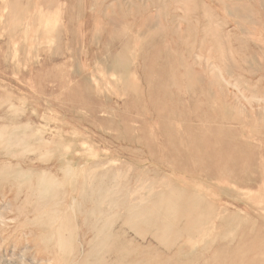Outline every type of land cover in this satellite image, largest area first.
<instances>
[{
    "label": "rangeland",
    "instance_id": "obj_1",
    "mask_svg": "<svg viewBox=\"0 0 264 264\" xmlns=\"http://www.w3.org/2000/svg\"><path fill=\"white\" fill-rule=\"evenodd\" d=\"M98 259L264 264V0H0V264Z\"/></svg>",
    "mask_w": 264,
    "mask_h": 264
},
{
    "label": "bare ground",
    "instance_id": "obj_2",
    "mask_svg": "<svg viewBox=\"0 0 264 264\" xmlns=\"http://www.w3.org/2000/svg\"><path fill=\"white\" fill-rule=\"evenodd\" d=\"M2 14H3V13H2ZM248 78H249V77H248ZM260 80H262V79L260 78ZM258 82H259V80H258ZM261 82H262V81H261ZM43 140H44V139H43ZM44 141H47V140H44ZM47 142H49V141H47ZM66 148H68V147H66ZM65 150H66V149H65ZM67 150H68V149H67ZM78 167H79V166H78ZM66 168H67V167H66ZM74 173H75V171H74ZM21 177H23V176H20V178H21ZM22 180H23V179H22ZM37 180H38V179H37ZM78 180H79V179H78ZM78 180H76V181H78ZM52 181H54V180H52ZM79 181H80V180H79ZM81 182H82V181H81ZM94 182H95V181H94ZM39 183H41V182H39ZM75 183H76V182H75ZM78 183H79V182H78ZM91 183H92V182H91ZM96 183H97V182H96ZM36 184H37V182H36ZM36 184H35V185H36ZM82 184H83V183H82ZM93 184H94V183H93ZM80 185H81V184H80ZM74 186H75V184H74ZM78 187H79V186H78ZM78 187H77V189H78ZM83 187H84V186H83ZM87 187H88V186H87ZM64 188H65V187H64ZM89 188H90V187H89ZM95 188H97V187L95 186ZM115 188H116V186H115ZM170 188H171V187H170ZM77 189H76V190H77ZM91 189H92V187H91ZM106 189H107V188H106ZM57 190H59V189H57ZM57 190L54 191L55 194L57 193V192H56ZM82 190H83V189H82ZM174 190H175V189H174ZM52 191H53V190H52ZM66 191H67V190H66ZM91 191H92V190H91ZM171 191H173V189H171ZM75 192H76V191H75ZM82 192H83V191H82ZM173 192H174V191H173ZM176 192H178V191H176ZM176 192H174V193H176ZM60 193H61V192H60ZM66 193H67V192H66ZM113 193H116V191L113 192ZM119 193H120V192H119ZM119 193H117V194L119 195ZM183 193H184V192H182V194H183ZM249 193H250V192H249ZM252 193H253V192H252ZM106 194H107V193H106ZM117 194H116V195H117ZM156 194H158V193H156ZM156 194H155V195H156ZM165 194H166V193H165ZM165 194L163 193V196L159 197V199H160V203H163V202H166V201H167V200L165 199L166 196L164 197ZM170 194H171V196H169V199L172 198V192H171ZM178 194H179V192H178ZM91 195H92V194H91ZM118 195H117V197H118ZM166 195H168V193H167ZM102 196H103V195H102ZM105 196H106V195H105ZM105 196H104V198H105ZM123 196H124V195H123ZM123 196H120V197H121V198H124ZM187 196H188V195H187ZM187 196H186V199L190 197V196H188V197H187ZM90 197H91V196H90ZM99 197H100V196H99ZM114 197H115V196H114ZM167 197H168V196H167ZM173 197H174V196H173ZM64 198H66V197H64ZM104 198H103V199H104ZM109 198H110V197H109ZM111 198H112V197H111ZM186 199H185V200H186ZM98 200H99V198H98ZM106 200H107V198H106ZM185 200H184V201H185ZM187 200H188V199H187ZM58 201H59V200H58ZM121 201H122V200H121ZM61 202H64V201H61ZM104 202H106V201L104 200ZM107 202H108V200H107ZM116 202H117V201H116ZM189 202L192 204L191 201H189ZM100 203H101V202H100ZM118 203H119V202H118ZM181 203H182V201H181ZM110 204H113V203H109L108 205H110ZM98 205H99V204H98ZM101 205H102V203H101ZM104 205H105V204H104ZM113 205H114V204H113ZM170 205H172V204H169V206H170ZM122 206H123V205H122ZM192 206H193V205H192ZM192 206H191V207H192ZM94 207H97V206L94 205ZM184 207H185V206H184ZM184 207H183V208H184ZM179 208H180V207H179ZM109 209L111 210V208H109ZM143 209H144V208L129 207L128 210H129V217H130V220L134 219L133 214L136 213V212H138V211H139V213H141L140 215H142V214L144 213V210H143ZM67 210H68V209H67ZM69 210H70V209H69ZM99 210H101V209H99ZM177 210H178V209H177ZM187 210H188V209H187ZM187 210H186V211H187ZM189 210H190V209H189ZM198 210H200V208H199ZM198 210H197V211H198ZM207 210L209 211V209H207ZM106 211H107V210H106ZM108 211H109V210H108ZM178 211H179V210H178ZM186 211H185V212H186ZM204 211H205V210H204ZM89 212H90V211H89ZM93 213H94V212L92 211V214H93ZM108 213H109V212H108ZM145 213H146V214H149V213H151V212H149L148 208H146V209H145ZM175 213H177V212H175ZM194 213H195V212H194ZM200 213H201V212H200ZM200 213H199V214H200ZM203 213H204V212H203ZM203 213H202V214H203ZM94 214H95V213H94ZM94 214H93V216H94ZM96 214H97V213H96ZM96 214H95V215H96ZM102 214H103V213H102ZM104 214H105V213H104ZM114 214H115V212H114ZM119 214H120V213H119ZM195 216H196V213H195L194 217H195ZM194 217H193V218H194ZM139 218H141V217H139ZM59 219H60V217H59ZM93 219H94V218H93ZM103 219H104V218H103ZM103 219H102V220H103ZM68 220L70 221V219H68ZM128 220H129V218H128ZM130 220H129V221H130ZM179 220H180V219H179ZM207 220H209V219H207ZM207 220H206V221H207ZM58 221H59V220H58ZM58 221H57V222H58ZM96 221H97V219H96ZM116 221H117V220H116ZM116 221H115V222H116ZM125 221H126V220H125ZM129 221H128V222H129ZM198 221H199V220H198ZM203 221H204V219H203ZM93 222H94V221H93ZM107 222L109 223V219L107 220ZM128 222H127V223H128ZM150 222H151V221H150ZM58 223H59V222H58ZM58 223H57V224H58ZM123 223H125V222H123ZM129 223H130V222H129ZM129 223H128V224H129ZM153 223H156V222H153ZM184 223H185V221H184ZM201 223H202V222H201ZM68 224H69V222H68ZM114 224H115V223H114ZM137 224H138V223H137ZM137 224H136V226H137ZM182 224H183V223H182ZM193 224H194V223H193ZM91 225H92V224H91ZM105 225H107V224H105ZM122 225H127V224L125 223V224H122ZM179 225H181V223H180ZM194 225H196V224H194ZM62 226H63V225H62ZM119 226H121V224H120ZM128 226H129V225H128ZM131 226H132V225H131ZM168 226H169V225H168ZM63 227H64V226H63ZM68 227H69V226H68ZM94 227H95V224H94ZM98 227H99V225H98ZM132 227H134V226H132ZM132 227H131V228H132ZM181 227H182V226H181ZM60 228H62V227H60ZM75 228H76V227H75ZM131 228L128 229V230H131ZM132 229H135V228H132ZM171 229H172V228H171ZM171 229H170V230H171ZM191 229H192V226H191ZM62 230H64V228H63ZM90 230H91V229H90ZM122 230H124V229H122ZM172 230H173V229H172ZM70 231H71V230H70ZM110 231H111V228H110ZM173 231H174V230H173ZM173 231H172V232H173ZM96 232H97V231H96ZM126 232H127V230H126ZM172 232H171V233H172ZM98 233H99V232H98ZM179 233H180V232H179ZM179 233H177V234L179 235ZM60 234H61V233H60ZM68 234L70 235L71 233L68 232ZM92 234H93V233H92ZM113 234H114V233H113ZM124 234H125V233H124ZM134 234H135V233H134ZM143 234H144V233H143ZM173 234H174V233H172V235H173ZM177 234H176V235H177ZM104 235H105V234H104ZM104 235H103V236H104ZM137 235H138V234H137ZM183 235H184V234H183ZM108 236H109V235H108ZM135 236H136V235H135ZM167 236H168V235H167ZM180 236H181V234H180ZM91 237H92V236H91ZM138 237H139V235H138ZM141 237H142V236H141ZM175 238H176V237H175ZM92 239L96 240L97 238H96V239H95V238H92ZM100 239H101V238H100ZM102 239H103V238H102ZM178 239H179V238H178ZM178 239H177V240H178ZM111 240H112V238H111ZM172 240H173V239H172ZM64 241H65V239H64ZM67 241H68V239H67ZM96 241H97V240H96ZM100 241H101V240H100ZM154 241H155V240H154ZM157 241H158V240H157ZM155 242H156V241H155ZM168 242H170V241H168ZM171 242H172V241H171ZM171 242H170V243H171ZM174 242H175V241H174ZM93 243H94V242H92L91 245H92ZM111 243H112V242H111ZM128 243H130V241H128L127 244H128ZM165 243H166V242H165ZM170 243H168V244H170ZM172 243H173V242H172ZM69 244H70V243H69ZM62 245H63V243H62ZM89 246H90V245H88V247H89ZM92 246H93V245H92ZM165 246H166V245H165ZM174 246H175V245H174ZM93 247H94V248H92V249H95V246H93ZM98 247H99V246H98ZM108 247H109V246H108ZM156 247H157V246H156ZM69 249H70V248H69ZM88 250H89V248H88ZM89 251H91V250H89ZM96 251H97V250H96ZM66 252H67V249H66ZM80 253H82V251H80ZM83 253H84V252H83ZM105 253L110 254L109 252H105ZM110 258H111V257H110ZM78 259H79V258H78ZM77 261H78V260H77ZM138 261H139V260H138ZM205 261H206V260H205ZM74 262H75V261H74ZM74 262H73V263H74ZM93 264H103V262L101 261V259H98V260H96V262H94Z\"/></svg>",
    "mask_w": 264,
    "mask_h": 264
}]
</instances>
